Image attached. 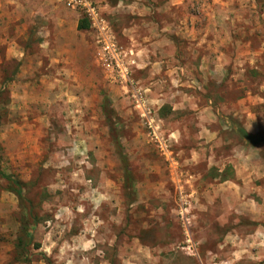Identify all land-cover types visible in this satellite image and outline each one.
I'll return each instance as SVG.
<instances>
[{"label":"rangeland","instance_id":"rangeland-1","mask_svg":"<svg viewBox=\"0 0 264 264\" xmlns=\"http://www.w3.org/2000/svg\"><path fill=\"white\" fill-rule=\"evenodd\" d=\"M96 2L128 88L57 0H0V264H264V142L231 124L264 139V0Z\"/></svg>","mask_w":264,"mask_h":264},{"label":"built area","instance_id":"built-area-1","mask_svg":"<svg viewBox=\"0 0 264 264\" xmlns=\"http://www.w3.org/2000/svg\"><path fill=\"white\" fill-rule=\"evenodd\" d=\"M57 1L65 8L75 13L80 19L88 21V29L95 50V58L98 64L108 72L111 81L121 85L123 88L131 86L133 80L131 78L130 65L132 63L128 58V52L125 51L117 41L111 25L108 23L96 0ZM138 92L139 91H134L132 96L136 99V103L140 105L141 102L136 95ZM141 108L143 110V119H145L147 126L152 129V136L157 138L153 130L152 122H154V120L151 117V111L142 106ZM159 144H162L161 141H159Z\"/></svg>","mask_w":264,"mask_h":264},{"label":"trees","instance_id":"trees-1","mask_svg":"<svg viewBox=\"0 0 264 264\" xmlns=\"http://www.w3.org/2000/svg\"><path fill=\"white\" fill-rule=\"evenodd\" d=\"M77 28L79 30H86L89 28V23L87 20L85 19H80L77 25ZM102 110L103 113L106 117V120L108 122V124H110V130H112V132H115V128H114V123L112 122V109L110 107L109 104V99L107 97H104L103 99V105H102ZM234 133L241 139L244 141V143H247L249 145H257L260 142H264V139L262 137H257L251 133H249L248 131H246L243 127L241 126H236L235 123H231ZM114 133V135H116ZM123 165H124V170L126 173V179L128 181H130V176L128 173V169H127V165H126V161L124 159H122ZM0 174L3 175L4 177H6L7 179H9L10 177H8L3 171L0 170ZM12 186H11V191L17 196V198L21 199L22 197V190L21 187L19 186L17 181L11 180ZM26 237V236H25ZM25 238L23 236H19L18 240H17V248L20 250L24 247L25 245Z\"/></svg>","mask_w":264,"mask_h":264}]
</instances>
